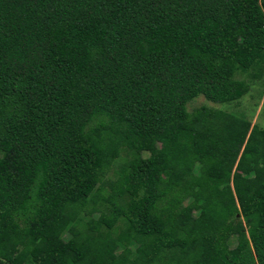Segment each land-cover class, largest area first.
I'll use <instances>...</instances> for the list:
<instances>
[{
	"label": "trees",
	"instance_id": "16d2710c",
	"mask_svg": "<svg viewBox=\"0 0 264 264\" xmlns=\"http://www.w3.org/2000/svg\"><path fill=\"white\" fill-rule=\"evenodd\" d=\"M263 76L264 0H0V264H264V129L186 107Z\"/></svg>",
	"mask_w": 264,
	"mask_h": 264
},
{
	"label": "rangeland",
	"instance_id": "374dc122",
	"mask_svg": "<svg viewBox=\"0 0 264 264\" xmlns=\"http://www.w3.org/2000/svg\"><path fill=\"white\" fill-rule=\"evenodd\" d=\"M238 79H242L240 76ZM264 90V76L258 81H254L250 84L248 92L239 101L228 104L219 105L206 101L202 96L197 97L193 101L187 104V111L193 112L194 109L201 106H207L214 109H221L224 111H234L245 114L250 120L251 124H257L260 128L264 129V104L263 100L259 97L260 92ZM114 172L113 168L107 170L103 181L107 180L108 176H112ZM100 216V211H96L92 214V219H97ZM71 234H67L65 239L69 238Z\"/></svg>",
	"mask_w": 264,
	"mask_h": 264
}]
</instances>
